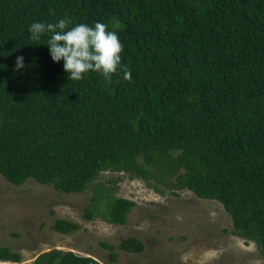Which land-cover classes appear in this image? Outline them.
<instances>
[{
  "label": "trees",
  "instance_id": "1",
  "mask_svg": "<svg viewBox=\"0 0 264 264\" xmlns=\"http://www.w3.org/2000/svg\"><path fill=\"white\" fill-rule=\"evenodd\" d=\"M108 25L123 45V72L69 80L33 22ZM17 56L25 68L14 71ZM125 172L157 194L179 190L220 203L230 232L255 243L264 261V0H0V175L31 178L64 193L91 185L85 220L123 225L133 201L96 181ZM66 234L76 222L55 218ZM138 253L127 236L100 242ZM0 245V261H19ZM31 264H101L69 250L37 253Z\"/></svg>",
  "mask_w": 264,
  "mask_h": 264
},
{
  "label": "rangeland",
  "instance_id": "2",
  "mask_svg": "<svg viewBox=\"0 0 264 264\" xmlns=\"http://www.w3.org/2000/svg\"><path fill=\"white\" fill-rule=\"evenodd\" d=\"M96 181L133 201L125 224L81 217L92 184L64 193L31 178L12 185L0 175V245L20 255L15 263L0 264H31L37 253L50 249L69 250L101 264H264L254 242L231 234L230 217L216 200L197 198L186 189L157 194L125 172H101ZM55 218L76 222L79 228L55 232L49 227ZM127 236L138 238L143 250L115 247L116 261L109 262L99 243L116 246Z\"/></svg>",
  "mask_w": 264,
  "mask_h": 264
},
{
  "label": "clouds",
  "instance_id": "3",
  "mask_svg": "<svg viewBox=\"0 0 264 264\" xmlns=\"http://www.w3.org/2000/svg\"><path fill=\"white\" fill-rule=\"evenodd\" d=\"M69 18L59 19L56 23L33 22L29 26L30 39L39 41L45 33H51L47 47L53 62L63 61V70L67 78L79 81L88 72H97L106 81L112 75L123 72V79L131 81V72L121 65L123 45L115 31L108 25L96 22L94 26L78 24L68 28ZM25 68L24 57L17 56L14 71Z\"/></svg>",
  "mask_w": 264,
  "mask_h": 264
}]
</instances>
